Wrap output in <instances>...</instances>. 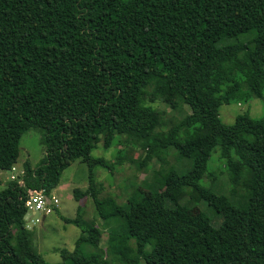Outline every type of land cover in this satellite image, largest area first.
I'll use <instances>...</instances> for the list:
<instances>
[{"label":"trees","instance_id":"1","mask_svg":"<svg viewBox=\"0 0 264 264\" xmlns=\"http://www.w3.org/2000/svg\"><path fill=\"white\" fill-rule=\"evenodd\" d=\"M168 94L188 112L157 135L151 105ZM263 96L264 0H0V171L12 170L27 131L41 130L45 148L35 168L24 163L21 183L0 191V264H52L32 244L25 204L31 191L49 195L77 161L88 186L74 199L89 196L113 226L99 248L95 223L79 212L65 219L81 234L56 264H264V117L219 119L222 105ZM121 136L165 166L162 191L145 184L149 197L123 205L100 199L95 181L97 168L113 172L121 161L92 156ZM215 149L230 186L216 227L177 199L188 192L212 207L202 180ZM170 150L184 168L167 166Z\"/></svg>","mask_w":264,"mask_h":264},{"label":"rangeland","instance_id":"2","mask_svg":"<svg viewBox=\"0 0 264 264\" xmlns=\"http://www.w3.org/2000/svg\"><path fill=\"white\" fill-rule=\"evenodd\" d=\"M151 107L159 113L160 120L155 129L157 135L167 133L188 112L181 99L174 94H168L165 100L156 101ZM247 111L252 118L264 117V96L261 99H253L247 104L222 105L219 108V119L222 124L231 125L237 115ZM41 140L42 131L38 129H31L22 135L16 164L10 171H0V191L6 187L9 181H12V177L13 180H20L25 162L28 161L32 168L40 163L45 155V148ZM118 140L119 142L108 150H104L102 144L99 143L97 148L92 151L93 157H103L110 163L121 161V164L115 165L113 172L101 168L95 170L98 197L100 199L112 197L117 204L123 205L130 197L135 199L149 197L150 192L145 184L157 185L158 190L162 191L164 186L157 171L164 166V163L147 155L144 150L133 147L132 143L123 136ZM166 161L167 166H172L175 169H182L186 164L178 160L173 150L169 151ZM87 172L84 163L78 161L73 163L63 171L60 184L51 192L57 198L58 204L55 207L50 206L46 215L43 212H37L33 216L31 212H28L24 217L29 226L28 229L32 232L33 246L48 263H61L60 250L72 251L74 249L75 242L81 232L75 225L65 222V219H74L78 212L82 220L95 223L96 227L101 230L99 248H105L107 233L110 229H107V226H113V223L105 222L97 216L89 196L80 200H75L73 197L75 190L81 192L86 190L88 186ZM208 172L211 175L205 176L202 184L216 197L210 198L212 207H205L204 202L198 196L191 198L188 192L177 193V199L188 205L190 216H195L200 211L206 212L212 219V225L216 227L224 222L223 218L214 212V210H221L224 205L219 196H230L227 174L224 163L218 159V149H215V152L211 154ZM236 195L234 201H241V197L244 195L243 189L239 188ZM30 219H37L38 222L30 223ZM129 249L121 250L118 255L127 254ZM96 251L93 246L85 247V252L88 254ZM109 257L107 256V259Z\"/></svg>","mask_w":264,"mask_h":264},{"label":"built area","instance_id":"3","mask_svg":"<svg viewBox=\"0 0 264 264\" xmlns=\"http://www.w3.org/2000/svg\"><path fill=\"white\" fill-rule=\"evenodd\" d=\"M14 178L12 177V180ZM19 183H21L20 180H18ZM58 204L57 198L50 193L49 195H45L43 190H34L31 191L29 194V199L26 201V208H27V213L31 212L32 215L34 216L37 212H43L44 215L48 213V208L50 206L55 207ZM30 223H37L38 220L36 219H30ZM26 228L28 229L29 226L27 225L25 221ZM28 226V227H27Z\"/></svg>","mask_w":264,"mask_h":264},{"label":"crops","instance_id":"4","mask_svg":"<svg viewBox=\"0 0 264 264\" xmlns=\"http://www.w3.org/2000/svg\"><path fill=\"white\" fill-rule=\"evenodd\" d=\"M43 218L45 219V216H43Z\"/></svg>","mask_w":264,"mask_h":264}]
</instances>
